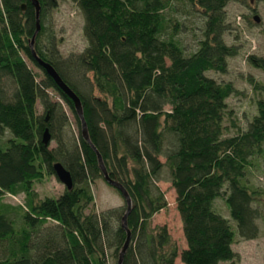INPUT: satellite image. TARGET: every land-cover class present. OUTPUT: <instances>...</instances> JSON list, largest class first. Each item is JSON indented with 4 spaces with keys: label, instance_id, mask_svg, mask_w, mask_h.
Wrapping results in <instances>:
<instances>
[{
    "label": "trees",
    "instance_id": "trees-1",
    "mask_svg": "<svg viewBox=\"0 0 264 264\" xmlns=\"http://www.w3.org/2000/svg\"><path fill=\"white\" fill-rule=\"evenodd\" d=\"M70 1L82 16L84 47L61 55L46 24L58 0H38L33 49L78 96L90 142L130 196L122 264L232 259L235 235L255 237L264 211V188L247 179L251 159L264 153V98L241 127L225 101L237 89L207 75L225 72L227 57L237 54L223 40L228 0ZM188 9L202 20L192 47L180 38ZM34 28L29 0H0V136L7 133L0 142V264H109L108 250L116 256L125 236V205L89 208V184L101 175L96 155L80 135L70 99L31 56ZM246 59L264 70L263 58ZM48 90L73 115L75 138H65L68 115ZM44 128L53 146L41 142ZM55 161L69 171L72 187L38 197L33 182L54 174ZM163 169L181 221L180 249L165 224L150 221L166 205L156 183ZM5 193H23L22 203L2 201ZM218 197L228 217L214 208Z\"/></svg>",
    "mask_w": 264,
    "mask_h": 264
},
{
    "label": "rangeland",
    "instance_id": "rangeland-1",
    "mask_svg": "<svg viewBox=\"0 0 264 264\" xmlns=\"http://www.w3.org/2000/svg\"><path fill=\"white\" fill-rule=\"evenodd\" d=\"M188 9L186 16L187 32L180 35L181 40L192 47L194 41L200 36L201 17L197 12ZM227 30L223 32V40L226 44L237 46V54L227 57V69L225 72L207 71V75L220 81H230L237 92L229 95L225 101L227 108L231 109L235 117V122L241 127H245L248 118L255 113V101L264 98V90L255 89L252 81L264 85V70L254 66L246 59L247 55L253 54L264 59V0H228L224 6ZM258 16V21H254L253 15ZM47 26L52 31L56 40L57 49L61 55L69 52H78L85 45L82 35V16L74 3L70 0H58L55 8L50 10L47 17ZM26 62L32 69L39 73V69L29 62ZM251 78V81L249 80ZM5 85L7 82L5 81ZM50 98L57 100L63 106L68 115V126L63 130L67 139L77 136V125L73 115L65 103L52 91L48 90ZM94 93H97L94 91ZM36 111L42 112L41 104L36 101ZM226 123V122H225ZM233 128H229L231 132ZM7 135L6 131L0 136V142ZM2 139V140H1ZM54 141H49V146H53ZM1 146V145H0ZM163 159V158H161ZM247 173L248 182L259 188H264V153L251 159ZM160 179L156 182L165 199L166 205L160 208L151 216V225L165 224L171 239L178 248L185 246V241L181 231V221L175 208L174 190L170 185L165 169L161 171ZM38 197L55 196L63 189V184L54 174L47 175L39 181L33 182ZM92 194V202L89 208L101 210L113 206L124 205L119 192L108 184L102 175L96 176L89 184ZM2 201L19 205L23 201V193L11 195L5 193ZM214 208L228 217L227 209L222 198L218 197L213 202ZM261 210L264 207L261 206ZM258 234L253 238H242L235 235L231 248L234 256L230 260L219 262V264H264V211L262 217L257 219ZM108 263L113 264L116 256L112 250H108ZM173 264H184L177 256Z\"/></svg>",
    "mask_w": 264,
    "mask_h": 264
},
{
    "label": "water",
    "instance_id": "water-1",
    "mask_svg": "<svg viewBox=\"0 0 264 264\" xmlns=\"http://www.w3.org/2000/svg\"><path fill=\"white\" fill-rule=\"evenodd\" d=\"M31 5L33 6V10H34V31L31 35V37L29 38V48H30V53L31 56L33 57V59L35 60L36 64L42 68V70L49 75L54 83L57 85V87L70 99L74 113L76 115V117L78 118L79 121V131H80V135L82 137V139L84 141H86L90 147L93 149V151L95 152L96 155V159H97V165L98 168L101 172V175L103 177V179L110 184L111 186H113L115 189H117L123 199L124 205H125V209L119 219L120 225L121 227L124 229L125 232V236L124 239L120 245V247L117 250L116 253V260H115V264H122L123 261V256L128 244V240H129V229L126 225V216L127 213L130 209L131 206V200H130V196L128 194V192L126 191V189L124 188V186L116 179L110 177L107 174V171L103 165V162L101 160V156L99 154V152L96 150V148L93 146V144L90 142L89 137H88V132H87V128H86V124L84 121V117H83V113H82V107H81V102L78 98V96L75 94V92L73 90H71L69 88V86L60 78V76L57 74V72L55 71L54 67L47 61H44L43 59H41L34 51L33 49V40H34V36L39 28V18H38V14H39V3L38 0H29ZM25 8V4L21 3L20 4V9L23 10ZM253 19L254 21H258V16L256 14L253 15ZM46 119V116H45ZM49 141V133L47 128H44L42 131V136H41V142L42 143H47ZM52 169H53V173L55 175V177L67 188H71L72 187V179H71V175L69 173V171L58 161H55L52 164Z\"/></svg>",
    "mask_w": 264,
    "mask_h": 264
}]
</instances>
